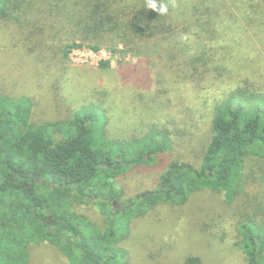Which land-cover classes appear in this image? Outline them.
Wrapping results in <instances>:
<instances>
[{
    "label": "trees",
    "instance_id": "1",
    "mask_svg": "<svg viewBox=\"0 0 264 264\" xmlns=\"http://www.w3.org/2000/svg\"><path fill=\"white\" fill-rule=\"evenodd\" d=\"M220 3L222 13H226L222 0ZM161 4L167 6L169 14L148 9L147 0H0V22L15 21L19 27L32 23L34 35L53 32L36 42L38 49L50 51L57 59L47 78L50 71L64 68L68 52L79 47L76 40L94 50L117 43L127 49L139 47L138 55L147 57L142 50L166 44L184 29L172 25L171 19L187 16L186 2L157 0L158 7ZM199 4L196 22H206L212 6L208 0ZM34 13L45 21L32 20ZM21 16L27 18L20 22ZM66 21L70 30L64 23L59 29ZM63 42L67 43L61 58L64 65L56 56V44ZM197 58V63L188 67L194 73L224 77L223 70L216 64L211 66L213 61L204 52ZM99 65L109 68L107 63ZM66 78L55 82L56 91L69 83ZM242 83L214 98L199 168L172 162L160 179L161 188L134 200L128 216L109 205L116 200L114 181L133 167L152 165L158 152L168 149L171 139L167 128H152L143 138L130 142L111 140L106 132L107 118L100 124L96 113L106 116L110 97L106 91L100 96L94 89L88 91L78 109L66 105L63 123H38L31 110L34 101L0 93V264H27V247L41 244L59 248L69 264H127L126 251L119 242L124 239L121 230L129 227L132 216L161 201L178 199L184 203L197 191L224 194L232 202L250 195L246 192L250 183L259 184L262 191L254 193V207L248 198L251 214L240 221L238 245L247 264H263L264 91L263 86ZM63 102L61 99L60 104ZM95 198L109 212L105 233L75 210ZM186 264L200 261L189 257Z\"/></svg>",
    "mask_w": 264,
    "mask_h": 264
},
{
    "label": "rangeland",
    "instance_id": "2",
    "mask_svg": "<svg viewBox=\"0 0 264 264\" xmlns=\"http://www.w3.org/2000/svg\"><path fill=\"white\" fill-rule=\"evenodd\" d=\"M184 1L187 16L169 18L172 25L183 26V32L166 44L149 45L142 50L147 57L138 55L139 47L127 49L117 43L94 50L76 40L79 47L68 52L64 68L50 71L47 78L57 59L50 51L38 49L36 42L53 32L34 35L32 23L19 27L15 21L0 22V93L34 101L31 110L36 122L63 123L66 105L78 109L94 89L99 96L102 91L110 95L106 116L96 113L100 124L107 118L106 132L111 140L130 142L143 138L152 128H167L168 149L158 152L152 165L133 167L114 181L116 200L109 205L123 216L131 214L134 200L161 188L160 179L172 162L199 168L214 98L242 82L263 86L264 91V0H222L226 13H222L220 0H208L212 7L206 22H196L199 1L203 0ZM26 18L21 16L19 21ZM33 19L44 20L37 13ZM63 23L68 26L67 21L61 22L59 29ZM65 44H56V56L63 65ZM201 51L213 61L211 66L223 70L224 77L213 73L200 76L188 68L197 63ZM100 62L109 68H100ZM64 76L69 83L56 91L55 82ZM260 191L259 184L250 183L246 189L250 195L232 202L224 194L197 191L184 203L161 201L132 216L129 227L121 230L124 239L119 242L126 251L127 264H186L189 257L200 264H247L238 245L240 221L251 214L248 198L255 206L254 193ZM94 200L75 210L105 233L109 212ZM27 252V264H69L62 251L49 244L27 247Z\"/></svg>",
    "mask_w": 264,
    "mask_h": 264
},
{
    "label": "clouds",
    "instance_id": "3",
    "mask_svg": "<svg viewBox=\"0 0 264 264\" xmlns=\"http://www.w3.org/2000/svg\"><path fill=\"white\" fill-rule=\"evenodd\" d=\"M147 8L153 11L158 12L160 15H164L167 13V6L161 4L159 7L157 5V0H147Z\"/></svg>",
    "mask_w": 264,
    "mask_h": 264
},
{
    "label": "built area",
    "instance_id": "4",
    "mask_svg": "<svg viewBox=\"0 0 264 264\" xmlns=\"http://www.w3.org/2000/svg\"><path fill=\"white\" fill-rule=\"evenodd\" d=\"M76 57H78V60H79V56H80V54L79 53H76V54H74ZM81 56H83V55H81Z\"/></svg>",
    "mask_w": 264,
    "mask_h": 264
}]
</instances>
